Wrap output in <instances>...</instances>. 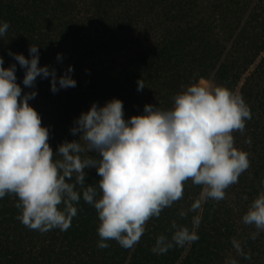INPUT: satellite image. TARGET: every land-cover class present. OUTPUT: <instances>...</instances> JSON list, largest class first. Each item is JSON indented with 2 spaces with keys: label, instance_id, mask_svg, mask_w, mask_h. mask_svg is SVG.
<instances>
[{
  "label": "trees",
  "instance_id": "trees-1",
  "mask_svg": "<svg viewBox=\"0 0 264 264\" xmlns=\"http://www.w3.org/2000/svg\"><path fill=\"white\" fill-rule=\"evenodd\" d=\"M0 21L10 24L0 38V57L4 67L16 64L23 92L32 89L23 86L24 70L9 51L29 58L32 44L40 47L39 64L55 68L58 76L73 67L75 88L54 94L48 79L37 78L38 94L29 101L49 127L53 151L78 140L69 130L93 102L118 98L127 119L145 104L171 108L173 97L200 79L239 93L252 117L243 134L233 133L250 167L226 189L225 199L202 205L197 241L165 254L152 251L159 235L171 236L173 221L192 228L197 213L178 215L202 192L191 180L183 198L151 218L131 248L115 240L98 248V216L82 199L69 229L40 233L17 219L18 198L6 195L0 199V264H228L230 258L264 264V232L250 239L255 228L241 220L264 191V0H0ZM139 79L146 88L137 91ZM99 179L95 169L87 170L85 183ZM233 238L250 259L236 254Z\"/></svg>",
  "mask_w": 264,
  "mask_h": 264
},
{
  "label": "clouds",
  "instance_id": "clouds-1",
  "mask_svg": "<svg viewBox=\"0 0 264 264\" xmlns=\"http://www.w3.org/2000/svg\"><path fill=\"white\" fill-rule=\"evenodd\" d=\"M9 28L7 21H0V38ZM39 49L30 44L29 58L8 52L24 70L22 84L32 89L28 92L17 83L16 64L4 67L0 57V199L15 195L17 219L40 233L69 229L82 199L98 216L97 247L107 248V241L115 240L131 248L151 218H159L183 198L184 184L191 180L202 192L178 215L197 213L192 228L173 221L171 236L159 235L152 251L165 254L197 241L202 205L225 199L226 189L250 167L249 154L235 147L233 136L237 131L243 134L252 118L242 96L201 79L175 95L171 108L145 104L141 114L127 119L120 99L103 105L93 102L69 130L79 135L78 140H66L53 151L49 127L42 125L29 101L38 94L37 78L48 79L54 94L75 88L77 82L71 65L59 76L55 68L41 66ZM56 59L63 57L58 53ZM144 88L139 79L137 91ZM88 169H95L100 177L96 185L85 183ZM241 220L255 228L250 239L264 232V191L250 202ZM232 245L238 256L251 258L234 238ZM228 264L238 261L230 258Z\"/></svg>",
  "mask_w": 264,
  "mask_h": 264
},
{
  "label": "rangeland",
  "instance_id": "rangeland-1",
  "mask_svg": "<svg viewBox=\"0 0 264 264\" xmlns=\"http://www.w3.org/2000/svg\"><path fill=\"white\" fill-rule=\"evenodd\" d=\"M201 80V79H200ZM202 80H204V79H202ZM199 81V80H198ZM198 81H196V82H198ZM206 83H208V84H210V85H212V83L211 82H209V81H207V80H204ZM195 82V83H196Z\"/></svg>",
  "mask_w": 264,
  "mask_h": 264
}]
</instances>
